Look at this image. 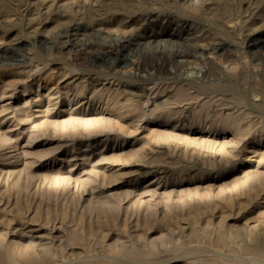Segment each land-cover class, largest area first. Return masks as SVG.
<instances>
[{
    "label": "rangeland",
    "instance_id": "374dc122",
    "mask_svg": "<svg viewBox=\"0 0 264 264\" xmlns=\"http://www.w3.org/2000/svg\"><path fill=\"white\" fill-rule=\"evenodd\" d=\"M0 264H264V0H0Z\"/></svg>",
    "mask_w": 264,
    "mask_h": 264
}]
</instances>
